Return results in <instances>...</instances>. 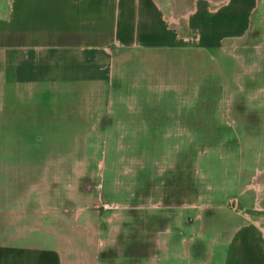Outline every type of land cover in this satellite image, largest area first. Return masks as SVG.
<instances>
[{
	"label": "rangeland",
	"instance_id": "374dc122",
	"mask_svg": "<svg viewBox=\"0 0 264 264\" xmlns=\"http://www.w3.org/2000/svg\"><path fill=\"white\" fill-rule=\"evenodd\" d=\"M160 1L183 29L198 0ZM218 56L227 90L206 106L134 103L100 120L87 95L28 94L5 77L4 236L61 235L99 264L253 261L240 241L247 227L264 238V0Z\"/></svg>",
	"mask_w": 264,
	"mask_h": 264
},
{
	"label": "crops",
	"instance_id": "0c3cea01",
	"mask_svg": "<svg viewBox=\"0 0 264 264\" xmlns=\"http://www.w3.org/2000/svg\"><path fill=\"white\" fill-rule=\"evenodd\" d=\"M256 8L257 0H226L218 7L198 0L182 29L160 0H0V264H99L97 255L76 244L70 249L61 235L21 244L23 235L13 232L5 240V77L28 94L87 95L99 103L96 120L134 103L143 111L206 106L227 90L218 53L227 39L248 33ZM249 228L240 245L253 242V261L242 260L241 251V260L222 264H264V238Z\"/></svg>",
	"mask_w": 264,
	"mask_h": 264
}]
</instances>
